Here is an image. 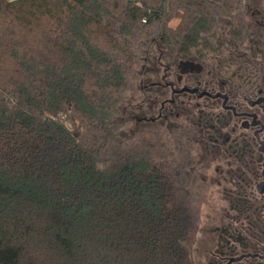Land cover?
Here are the masks:
<instances>
[{"label":"trees","instance_id":"trees-1","mask_svg":"<svg viewBox=\"0 0 264 264\" xmlns=\"http://www.w3.org/2000/svg\"><path fill=\"white\" fill-rule=\"evenodd\" d=\"M236 1L0 0V264H188L189 183L122 106Z\"/></svg>","mask_w":264,"mask_h":264},{"label":"flooded vegetation","instance_id":"flooded-vegetation-1","mask_svg":"<svg viewBox=\"0 0 264 264\" xmlns=\"http://www.w3.org/2000/svg\"><path fill=\"white\" fill-rule=\"evenodd\" d=\"M206 38L146 60L143 121L186 146L191 264H264V0H237Z\"/></svg>","mask_w":264,"mask_h":264},{"label":"rangeland","instance_id":"rangeland-1","mask_svg":"<svg viewBox=\"0 0 264 264\" xmlns=\"http://www.w3.org/2000/svg\"><path fill=\"white\" fill-rule=\"evenodd\" d=\"M181 20L180 19H175L170 26L172 27H177L180 24ZM223 23L222 21H220L217 26V28H215V30L218 31H223ZM161 45L156 46L154 53L151 55L153 58H157L158 56V47H160ZM176 47V46H174ZM172 52L173 50L176 51V49H173V47L170 49ZM168 52H166L167 54ZM151 62L154 64V60L151 59ZM153 69V65H151V67ZM147 76L144 77V80H147L146 78ZM155 78H152L151 80H154ZM143 85V82H142ZM146 102H145V96L143 92H138V93H133L130 92L128 94V97L126 99V102L124 103V105L122 106V117L123 118L122 121L123 125L121 128V136L122 138H124L126 141H128V143L130 144H134L136 143V141L140 140L142 137L143 133H152V132H157L160 131L159 126L156 125H147L144 121H143V117H144V112H146ZM178 131V130H176ZM166 133V139H165V149L171 154V157L175 160L176 165L179 168H185L186 170L189 169L188 166V162H189V156L184 155L185 153H181V151L186 149V146L184 145V143H180L178 140H180L177 137L178 132L166 129L165 131ZM178 149H177V148ZM180 149V150H179ZM195 194V195H194ZM200 197L198 195V191L195 190L193 192L192 189V193L191 191H189V197H188V202H187V206L190 208V210L192 208H194V206H196V204H198V202ZM205 207V206H204ZM189 210V212H190ZM194 210V209H193ZM192 212V210H191ZM201 217H204V213H205V209H203L201 211ZM192 242V241H191ZM191 249V245L190 247L188 246V250ZM190 254V251H189ZM191 257L189 256L188 259V264L192 263V260L190 259Z\"/></svg>","mask_w":264,"mask_h":264},{"label":"built area","instance_id":"built-area-1","mask_svg":"<svg viewBox=\"0 0 264 264\" xmlns=\"http://www.w3.org/2000/svg\"><path fill=\"white\" fill-rule=\"evenodd\" d=\"M8 2H15V1H18V0H7Z\"/></svg>","mask_w":264,"mask_h":264}]
</instances>
